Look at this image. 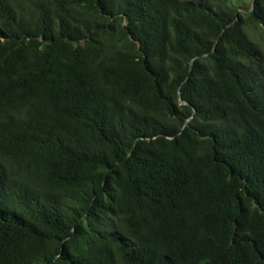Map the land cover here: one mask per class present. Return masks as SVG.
Wrapping results in <instances>:
<instances>
[{
  "label": "trees",
  "instance_id": "16d2710c",
  "mask_svg": "<svg viewBox=\"0 0 264 264\" xmlns=\"http://www.w3.org/2000/svg\"><path fill=\"white\" fill-rule=\"evenodd\" d=\"M258 25L264 0H0V264H264Z\"/></svg>",
  "mask_w": 264,
  "mask_h": 264
},
{
  "label": "rangeland",
  "instance_id": "374dc122",
  "mask_svg": "<svg viewBox=\"0 0 264 264\" xmlns=\"http://www.w3.org/2000/svg\"><path fill=\"white\" fill-rule=\"evenodd\" d=\"M253 5V1H246L243 6H251ZM243 9V8H242ZM245 10V9H243ZM247 11V10H246ZM246 31L249 35V37L258 45L262 52L263 60H264V29L263 26L258 25V26H252L246 28Z\"/></svg>",
  "mask_w": 264,
  "mask_h": 264
},
{
  "label": "water",
  "instance_id": "95a60500",
  "mask_svg": "<svg viewBox=\"0 0 264 264\" xmlns=\"http://www.w3.org/2000/svg\"><path fill=\"white\" fill-rule=\"evenodd\" d=\"M239 12H251V10H249V11H246V10L240 9V10H239ZM200 57H202V56H200ZM181 103H182V104H186V103H185V102H183V101H181Z\"/></svg>",
  "mask_w": 264,
  "mask_h": 264
}]
</instances>
